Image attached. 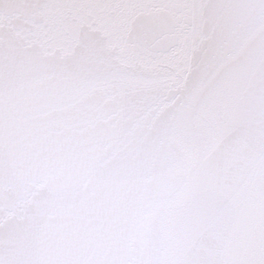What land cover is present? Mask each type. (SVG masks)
Listing matches in <instances>:
<instances>
[{"label": "snow or ice", "instance_id": "obj_1", "mask_svg": "<svg viewBox=\"0 0 264 264\" xmlns=\"http://www.w3.org/2000/svg\"><path fill=\"white\" fill-rule=\"evenodd\" d=\"M0 264H264V0H0Z\"/></svg>", "mask_w": 264, "mask_h": 264}]
</instances>
